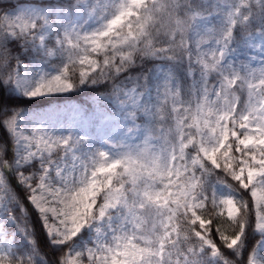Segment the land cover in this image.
<instances>
[{
	"label": "snow or ice",
	"instance_id": "snow-or-ice-1",
	"mask_svg": "<svg viewBox=\"0 0 264 264\" xmlns=\"http://www.w3.org/2000/svg\"><path fill=\"white\" fill-rule=\"evenodd\" d=\"M0 209V264H264V0H0Z\"/></svg>",
	"mask_w": 264,
	"mask_h": 264
},
{
	"label": "trees",
	"instance_id": "trees-1",
	"mask_svg": "<svg viewBox=\"0 0 264 264\" xmlns=\"http://www.w3.org/2000/svg\"><path fill=\"white\" fill-rule=\"evenodd\" d=\"M19 48V45H16V48L14 49V51L16 49ZM20 59L22 61H26L27 60V54H23L20 56ZM10 97H12V100L10 102V107L11 108H20L23 110L26 109H30L33 107H37V106H42L44 104H47L49 100H57L59 101L62 98L68 99V100H73L75 102H82L85 99V96L83 93L81 94H77V95H73L70 99L66 98L68 95H66L65 97H51L50 99H46V98H23L17 94H15L13 91L9 92L8 94ZM217 173L219 174V170H217ZM9 182L12 185V188L15 189V192L17 194H19V196L21 197V200H23L25 207L28 209V211L25 213V215H27L29 217V221L32 225V229L33 232L37 238V242L41 245V249L44 250L46 247V239H47V234L43 231V225L40 223L39 220V216L37 214V212L35 211L34 208H32L29 205V202L27 201L26 196L24 195V190L21 186H18V184H16L15 179L13 178V176L9 173ZM213 187L215 188V191L218 192H222V193H227V194H232V190L229 188L228 184L226 183H219V182H215L213 184ZM17 214H19V208L14 206L13 209ZM249 243H254V241H251Z\"/></svg>",
	"mask_w": 264,
	"mask_h": 264
},
{
	"label": "rangeland",
	"instance_id": "rangeland-1",
	"mask_svg": "<svg viewBox=\"0 0 264 264\" xmlns=\"http://www.w3.org/2000/svg\"><path fill=\"white\" fill-rule=\"evenodd\" d=\"M23 63L25 64V65H29V60L27 59L26 61H23ZM15 94H17V95H19V96H21V97H23V98H25L26 96L25 95H23L22 94V92H20V91H18V90H16V91H13ZM66 95H68V94H59V95H49V96H40V97H33V98H46V99H50L51 97L53 98V97H65ZM26 98H28V97H26ZM33 98H31V99H33ZM73 102H75V101H73V100H68V99H65V98H62V99H60L59 101H57V100H49L48 101V103L47 104H44V105H42V106H37V107H33V108H30V109H26V112L27 113H29L30 115H32V114H40V112H41V110H43V109H50V108H55V107H57L58 105L59 106H63V105H65V104H71V103H73ZM101 144H102V141H100L98 138L97 139H95L94 141H93V147L94 148H99L100 146H101ZM14 178V177H13ZM15 179V178H14ZM16 181V180H15ZM16 184H18V186H21L19 183H17L16 182ZM22 187V186H21ZM217 194H219V195H227V193H222V192H218ZM29 205L32 207V205L29 203ZM32 208H34V207H32ZM35 209V208H34ZM35 211H36V209H35ZM37 212V211H36ZM4 213H5V210L4 209H0V219H2L3 218V216H4ZM38 214V213H37ZM38 216H39V214H38ZM85 232L87 231V230H84ZM82 235H83V233H82ZM91 233L89 232L87 235H83V240L82 241H80L81 243H84V242H90L91 241Z\"/></svg>",
	"mask_w": 264,
	"mask_h": 264
}]
</instances>
